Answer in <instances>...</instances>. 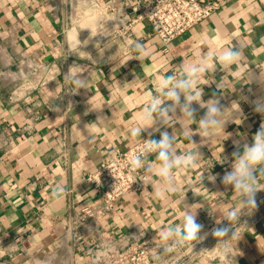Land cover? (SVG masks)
<instances>
[{"label":"crops","instance_id":"crops-1","mask_svg":"<svg viewBox=\"0 0 264 264\" xmlns=\"http://www.w3.org/2000/svg\"><path fill=\"white\" fill-rule=\"evenodd\" d=\"M218 1L215 13L165 48L146 21L127 40L100 45L70 0H0V264H84L88 246L66 235L65 225L100 200L87 174L114 148L159 140L161 131L177 137L178 153H200L194 166L177 170L175 192L166 198L155 195L158 178L149 174L144 192L126 194L114 215L99 221L103 235L179 224L184 204L198 208L197 221L208 232L210 220L226 224L223 214L239 210V195L221 178L231 170L234 142L242 153L264 123L253 103L264 98V0ZM232 47L239 60L230 67L210 61L196 84L204 101L218 98L224 128L204 138L197 123L206 109L197 103L196 121L177 109L165 125L140 123L159 80ZM76 74L84 88L71 79ZM138 124L151 127L133 136ZM181 124L191 127L194 143ZM247 220L229 241L230 262L223 264H264V213L238 223Z\"/></svg>","mask_w":264,"mask_h":264},{"label":"built area","instance_id":"built-area-1","mask_svg":"<svg viewBox=\"0 0 264 264\" xmlns=\"http://www.w3.org/2000/svg\"><path fill=\"white\" fill-rule=\"evenodd\" d=\"M71 8L89 21L85 32L94 37L100 45L116 39L127 40L133 27L141 21L152 26V34L157 36L165 48L189 32L197 24L207 20L219 7L218 0H70ZM86 6V8L84 6ZM78 15V16H79ZM74 24V15L70 18ZM3 71H0V74ZM143 138L132 146L114 148L103 157L97 168L87 174L86 180L93 185L100 200L95 205H87L75 211L66 222V230L77 245H87L83 250L84 264H223L229 263V255L221 251L222 245L210 233L218 226L209 222V235L198 243L176 246L170 252L154 254L159 246L156 232L146 229H132L119 238L105 237L99 221L113 216L119 200L130 192H144L149 174L131 167V157L144 145ZM143 180V181H142ZM257 187L264 189V177H260ZM257 207L244 209L241 216L259 217L264 213V190L256 194ZM208 217V214H205ZM234 224L239 233L248 222ZM227 225L228 221H224ZM90 235V236H89ZM194 243V246H191ZM229 253V251H228Z\"/></svg>","mask_w":264,"mask_h":264},{"label":"clouds","instance_id":"clouds-1","mask_svg":"<svg viewBox=\"0 0 264 264\" xmlns=\"http://www.w3.org/2000/svg\"><path fill=\"white\" fill-rule=\"evenodd\" d=\"M240 56L241 52L237 48H225L218 57L209 53L199 61L185 63L178 75L163 77L159 80L156 91L147 96L146 106L139 117L140 123L147 125L148 122H152L153 126L159 122L165 125L164 117L175 115L177 109L183 117L196 121L195 109L192 105L197 103L201 108L206 109L205 115L198 120V128L202 129L204 138H210L217 128H224L225 109L220 106L218 98L213 97L207 101L202 99L203 92L196 90L197 80L202 73H206L210 67V61L214 60L225 67H230L239 60ZM71 79L78 88H84L85 79L79 78L77 74ZM253 103L254 110L264 115V98H259ZM148 127L151 126L140 127L138 124L132 128V135L141 137V133ZM181 127L186 138L194 143L192 141L194 132L191 127L183 124ZM156 130L159 131L158 128ZM176 140L177 137L174 134L161 131L159 140L151 138L144 140L143 147L131 157L130 164L133 169L158 178V184L154 189L157 197L166 198L168 193H174L177 170L194 166L197 155H200L193 152L178 153L175 148ZM252 140L251 144H243L242 153L239 151V143L234 142L238 150L232 154L231 170L225 172L221 178L222 183L225 186H231L240 197L239 210L231 208L223 214V219L228 221L227 225L217 222L218 226L214 227L210 233L218 241L217 245H222L221 251L226 256L230 255L229 241L236 235L234 231L229 238L232 225L239 222L244 209L257 207L256 194L264 190L257 187L259 178L264 177V123L261 124ZM153 155L155 160H150L149 157ZM221 163H224V160ZM209 177L215 182L216 176ZM184 205L181 223L168 225L157 234L155 241H159V246L153 250L154 254L159 253L160 249H163V252H170L176 246L188 245L190 242L198 243L209 235L208 232H203L204 225L197 221L198 208L194 209V205ZM194 243H191L192 247Z\"/></svg>","mask_w":264,"mask_h":264}]
</instances>
